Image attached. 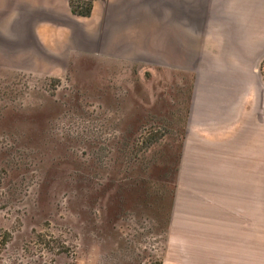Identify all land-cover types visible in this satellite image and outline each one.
I'll use <instances>...</instances> for the list:
<instances>
[{"label":"rangeland","instance_id":"rangeland-1","mask_svg":"<svg viewBox=\"0 0 264 264\" xmlns=\"http://www.w3.org/2000/svg\"><path fill=\"white\" fill-rule=\"evenodd\" d=\"M76 28L64 74L0 75V264H189L168 242L191 75L103 68Z\"/></svg>","mask_w":264,"mask_h":264},{"label":"crops","instance_id":"crops-1","mask_svg":"<svg viewBox=\"0 0 264 264\" xmlns=\"http://www.w3.org/2000/svg\"><path fill=\"white\" fill-rule=\"evenodd\" d=\"M87 22L101 67L191 75L169 250H190L189 264H261L264 0H92L89 16L70 0H0V75L64 74L71 27L88 40Z\"/></svg>","mask_w":264,"mask_h":264},{"label":"trees","instance_id":"trees-1","mask_svg":"<svg viewBox=\"0 0 264 264\" xmlns=\"http://www.w3.org/2000/svg\"><path fill=\"white\" fill-rule=\"evenodd\" d=\"M71 9L77 15L88 16L91 12V5L87 3L86 5H77L76 7L71 6Z\"/></svg>","mask_w":264,"mask_h":264}]
</instances>
